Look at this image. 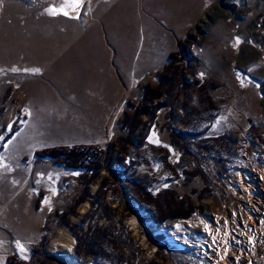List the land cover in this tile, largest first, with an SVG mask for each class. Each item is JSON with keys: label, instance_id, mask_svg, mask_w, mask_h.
Masks as SVG:
<instances>
[{"label": "rangeland", "instance_id": "1", "mask_svg": "<svg viewBox=\"0 0 264 264\" xmlns=\"http://www.w3.org/2000/svg\"><path fill=\"white\" fill-rule=\"evenodd\" d=\"M68 3L0 5V163L8 166L0 167V264L11 256L24 264H60L49 252L65 231L75 241L77 263L112 264L99 254L101 245L112 253L104 236L90 240L93 255L74 256L77 227L105 179L109 210L105 215L98 207L89 224L121 232L127 247L118 254L130 264L264 259V210L224 199L211 185L220 183L215 170L264 174V0H86L75 11ZM180 44L189 51L183 86L139 147L141 127L130 134L124 117L143 109L142 123L149 120L151 105L165 98L174 68L183 64L169 60L183 57ZM161 47L166 58L151 51ZM146 86L160 90L162 99L150 104ZM111 145L113 160L89 184L84 169L35 156L75 146L104 153ZM139 189L162 207L161 196L170 192L192 214L159 224L153 204L139 206ZM246 215L254 220L247 223Z\"/></svg>", "mask_w": 264, "mask_h": 264}, {"label": "trees", "instance_id": "2", "mask_svg": "<svg viewBox=\"0 0 264 264\" xmlns=\"http://www.w3.org/2000/svg\"><path fill=\"white\" fill-rule=\"evenodd\" d=\"M179 46L183 51V57H178L177 54H171L169 55V60L181 59L180 62H183V64L180 67L177 66L176 68H174V71L172 72L169 80V89L164 93L165 98L163 97L162 99V92L160 90L151 88L150 86L145 87L144 96L147 98L150 104H153L154 101L162 99V101H157L156 103L151 105V113L149 114L148 118L149 120L142 123V119L140 117L145 113L143 109H136L132 116L127 114L126 117H124L125 120L123 122V127L129 129L128 131L130 134L135 133L136 130L141 127V130L137 135L139 139V143L137 144L139 145V147L146 145L145 143H147V139L150 134L151 123L154 118H156L158 111L172 106L178 97L181 86H183V82H181L183 81L181 68H184L185 64H187V57L185 56L188 55L189 51L183 46V44H180ZM126 143H129V141H127ZM175 143L179 144L178 141H175ZM111 154H113V145L109 146L108 151H104V153L90 146H75L71 148L53 147L37 152L35 151V156L39 160L46 159L53 162L54 164L62 165L63 167H66L68 169H84L88 174H90V179L86 182V184H89L91 182V179L97 177L98 172L103 169L102 167L108 166V164L113 160ZM110 189V181L108 179L103 180V182L99 186L98 191L96 192V199L91 205L92 209L83 217L82 221L80 222V226L77 227L75 243L76 247L74 251V256L76 257V259L84 260L88 256L93 255V247L95 245L93 244L94 242H91L90 240H92V238L98 239L104 236V239L107 240V244L109 245L112 253H106L101 245L99 246L101 247L99 251L100 256L105 257V259H108V261L112 264L131 263L130 258H125L124 254H121L120 256L118 254L119 250L127 247L126 245H124L125 241L121 239V232H115L116 229L114 227L103 231L101 228L97 227L96 224H89V222L92 221L91 218H93L98 207H101L106 215L107 210H109V206H107L108 204L106 203V193ZM134 192V195H136V197L139 199L138 201L140 203V207H144L150 204H153L155 206L154 208L157 209V212L159 214L158 220L156 221H158L159 224L163 223V221H166L167 219L189 218L192 214V210L190 208H186L183 206V201H179V203L175 202L173 200V194L170 192H166L163 196H161L163 197V201L165 202L164 207H162V204L160 205L159 202L153 200L151 195H149L148 192H145V189H139V191L134 190ZM143 197L144 199H142ZM169 198L170 200L168 201ZM78 202L80 203L81 201ZM65 224H67L66 221ZM127 239L130 240V238ZM157 242L160 243V240ZM114 252H117V254H114ZM6 264L24 263L19 262L16 256H11L7 258Z\"/></svg>", "mask_w": 264, "mask_h": 264}, {"label": "built area", "instance_id": "3", "mask_svg": "<svg viewBox=\"0 0 264 264\" xmlns=\"http://www.w3.org/2000/svg\"><path fill=\"white\" fill-rule=\"evenodd\" d=\"M229 172V170L224 173L213 171L217 180L220 181V183L215 181L211 184L215 191L224 199L231 198L236 202L247 201L254 211L262 212L264 210V174H254L256 177H253L252 173L248 174L243 168H237V172H231L233 175ZM245 220L249 223L254 220V217L246 215Z\"/></svg>", "mask_w": 264, "mask_h": 264}, {"label": "bare ground", "instance_id": "4", "mask_svg": "<svg viewBox=\"0 0 264 264\" xmlns=\"http://www.w3.org/2000/svg\"><path fill=\"white\" fill-rule=\"evenodd\" d=\"M94 190H95V187L92 188V192ZM125 195H127V194L125 193ZM127 199L130 202H132V204H134L133 201L131 200V198L128 195H127ZM87 205H88L87 203L84 204L83 211H86L87 210V208H88ZM73 242H75V241H74L72 235L69 232H66L65 231V232L59 233L57 235V237L51 242L52 243V248H51V250L49 252L50 255L55 253L56 255H54V256L57 258L58 261H59V258L58 257L60 256V261H59L60 264H78L73 259V257H71V255H72ZM262 256L264 257V255H262ZM237 257H241V256H237ZM237 257L235 256L234 257V260ZM260 257H257L255 261H249V260H247V262H245V263L246 264H262L263 261H264V259L261 260ZM236 263H237V259H236Z\"/></svg>", "mask_w": 264, "mask_h": 264}, {"label": "snow or ice", "instance_id": "5", "mask_svg": "<svg viewBox=\"0 0 264 264\" xmlns=\"http://www.w3.org/2000/svg\"><path fill=\"white\" fill-rule=\"evenodd\" d=\"M81 3H82V0H69V3L66 4L65 6L66 7H71L75 11L77 8L80 7ZM0 5H2V0H0ZM49 11H50V14H53V15L56 14L55 10H49ZM64 15H68V12L65 11L64 12ZM239 43H240V41L237 38L236 44H239ZM13 71H16V69H13ZM34 71H39V70L38 69H35ZM200 75H201V77H203L204 74L201 73ZM9 128H11V125H9ZM2 139H3V137H0V140H2ZM150 140H151V137H150ZM155 142L156 143H159V141H155ZM2 160H3V157H0V161H2ZM0 167L7 168L8 166L5 165V164H3V163H0ZM74 174H77L78 175V173H74ZM165 187H167V185H165ZM52 192H53V195H55V189H53ZM44 203L46 205H49V210H51V207H50V204H51L50 199H45L44 200ZM16 247H17L18 251L20 252L21 257L23 259H27V255H26L27 249L25 248L24 244H22L20 241L17 240L16 241Z\"/></svg>", "mask_w": 264, "mask_h": 264}, {"label": "crops", "instance_id": "6", "mask_svg": "<svg viewBox=\"0 0 264 264\" xmlns=\"http://www.w3.org/2000/svg\"><path fill=\"white\" fill-rule=\"evenodd\" d=\"M175 1V0H174ZM169 2H170V0H169ZM85 3H86V0H82V3H81V7H83L84 5H85ZM80 12H77V13H74V15H71L72 16V18L74 19V18H76V16L79 14ZM168 44V43H167ZM154 50H156V52H158L159 53V55L162 57H167V52H168V49H166V48H156V49H152L151 51H152V53H153V51ZM152 53H151V55H152ZM153 56H154V54H153Z\"/></svg>", "mask_w": 264, "mask_h": 264}, {"label": "water", "instance_id": "7", "mask_svg": "<svg viewBox=\"0 0 264 264\" xmlns=\"http://www.w3.org/2000/svg\"><path fill=\"white\" fill-rule=\"evenodd\" d=\"M125 191H126V188H124V193H125ZM124 193H123V195H125ZM90 196H92V195L90 194ZM125 197H126V195H125ZM47 255H48V254H47ZM51 257L56 258L54 255H51ZM73 258H74V257H73ZM78 264H80V262H78Z\"/></svg>", "mask_w": 264, "mask_h": 264}]
</instances>
